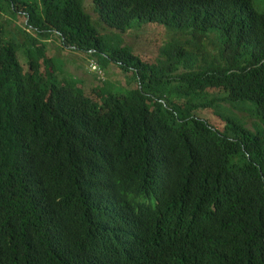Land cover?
Here are the masks:
<instances>
[{
  "label": "trees",
  "instance_id": "obj_1",
  "mask_svg": "<svg viewBox=\"0 0 264 264\" xmlns=\"http://www.w3.org/2000/svg\"><path fill=\"white\" fill-rule=\"evenodd\" d=\"M93 1L107 30L215 36L219 56L171 45L158 65L84 0H0V264H264V0ZM54 34L129 90L61 80ZM225 106L252 127L202 115Z\"/></svg>",
  "mask_w": 264,
  "mask_h": 264
},
{
  "label": "rangeland",
  "instance_id": "obj_2",
  "mask_svg": "<svg viewBox=\"0 0 264 264\" xmlns=\"http://www.w3.org/2000/svg\"><path fill=\"white\" fill-rule=\"evenodd\" d=\"M84 3L87 12L93 17V23L96 27L101 28L104 36L112 40L120 38L124 45L130 47L136 54L143 55L144 59L149 62L158 65L166 63L165 60L168 59L166 50H168V47L171 45L183 46L189 52L197 54L199 56L200 65H204V61L202 55L197 52L198 48L202 51H206V54L211 57L219 56L220 47L216 44L215 36H211V38L200 43L194 40L189 31H181L177 28L154 24H145L143 27L135 28L125 34L113 32L103 28L102 25L99 24V15L96 12L94 1L84 0ZM25 21L26 19L23 17H13V20L7 26L9 35L20 43L28 39L22 32V30L26 29ZM29 32L35 34L38 38V34L33 31ZM39 39L41 40V38ZM48 40L46 44L48 56H51L53 59L50 68H55L61 80L64 79L68 81V83L77 81L78 87L81 88L83 86L89 95H93V93L96 94L102 87L105 89L108 88L113 94H123L129 90L128 86H126L128 84V79H130L129 74L121 72L114 64L109 63L105 65L104 60L96 56L63 47L61 40L55 34L49 36ZM218 42L221 44L220 39H218ZM92 62L98 65L100 71H94L92 69ZM184 71L185 69L182 67L177 71V74H183L185 73ZM42 72L45 73V69H43ZM218 113L225 116L237 115L249 127H252V120L249 113L236 112L234 108L233 112H231L229 106H225V109L219 110H204L202 115L210 122L222 121ZM221 125L220 127L223 128L224 125Z\"/></svg>",
  "mask_w": 264,
  "mask_h": 264
},
{
  "label": "built area",
  "instance_id": "obj_3",
  "mask_svg": "<svg viewBox=\"0 0 264 264\" xmlns=\"http://www.w3.org/2000/svg\"><path fill=\"white\" fill-rule=\"evenodd\" d=\"M91 67L94 71H100V68L98 67V65L94 62L91 63Z\"/></svg>",
  "mask_w": 264,
  "mask_h": 264
},
{
  "label": "bare ground",
  "instance_id": "obj_4",
  "mask_svg": "<svg viewBox=\"0 0 264 264\" xmlns=\"http://www.w3.org/2000/svg\"><path fill=\"white\" fill-rule=\"evenodd\" d=\"M200 248V247H199Z\"/></svg>",
  "mask_w": 264,
  "mask_h": 264
}]
</instances>
